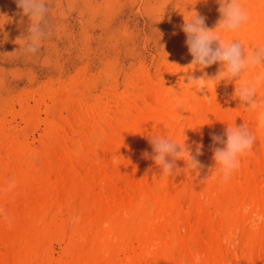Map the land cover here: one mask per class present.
<instances>
[{"label":"bare ground","instance_id":"obj_1","mask_svg":"<svg viewBox=\"0 0 264 264\" xmlns=\"http://www.w3.org/2000/svg\"><path fill=\"white\" fill-rule=\"evenodd\" d=\"M249 15L239 30L221 33L246 52L264 46V0ZM185 41L186 35L172 82L140 81L134 93L104 104L91 122H78L70 94L54 100L40 95L10 112L0 127V264H44L46 250L37 239L56 207L68 216L64 236L80 243L72 264H101L128 224L140 227L144 237L124 264H264L259 114L235 97L239 81L210 84L197 93L186 85L192 56ZM219 69L216 63L191 74L214 76ZM258 70L264 69L249 70L242 79ZM258 96L264 97V88ZM234 123L247 127L255 143L224 181L213 160L212 134L222 135ZM160 135L193 153L203 145L199 173L185 168L163 177L145 155L153 151L150 137ZM176 164L185 167L183 160Z\"/></svg>","mask_w":264,"mask_h":264},{"label":"rangeland","instance_id":"obj_2","mask_svg":"<svg viewBox=\"0 0 264 264\" xmlns=\"http://www.w3.org/2000/svg\"><path fill=\"white\" fill-rule=\"evenodd\" d=\"M256 1L242 0L248 12ZM47 3V23L53 34L42 41L41 51L33 55L21 50L29 18L22 14L16 0H0V127L5 126L13 109L40 95L54 100L70 94L77 102L78 122L83 123L91 122L108 101H119L120 97L134 93L140 81L164 77L172 82L184 48L186 34L182 25L184 18H188L185 8L203 15L209 27L216 26L220 18L217 0ZM53 212L37 239L42 250H46L44 264H72L80 243L75 236H64L66 229L62 227H67L64 223L68 216L58 207ZM124 228L108 250L111 254L107 253L101 264H113L116 260L114 264H124L137 252L143 230L130 224Z\"/></svg>","mask_w":264,"mask_h":264},{"label":"clouds","instance_id":"obj_3","mask_svg":"<svg viewBox=\"0 0 264 264\" xmlns=\"http://www.w3.org/2000/svg\"><path fill=\"white\" fill-rule=\"evenodd\" d=\"M220 18L215 28L206 26V18L195 10L185 8L187 19L184 18L182 31L186 34V45L192 56V66L187 75V83L197 92H203L207 86H216L221 81H239L235 87V97L245 109L258 112V126L264 129V97L258 96V89L264 88V70L255 71L249 78H243L249 70L264 69V46L258 45L247 52L239 41L226 42L221 33H231L239 30L249 22L250 15L242 0H217ZM17 7L27 16L30 23L27 35L22 40V51L25 54H37L41 51L42 41L52 36V30L47 23L49 6L47 0H16ZM218 63L220 69L214 76L203 73L199 77L192 75L195 70H203ZM178 93L174 99L178 98ZM205 98L207 95L204 96ZM213 160L215 167L219 166V174L227 181L240 168V158L251 151L255 136L244 125L227 126L222 135L212 134ZM155 164L160 168L163 177H171L185 168L199 173L202 167L198 157L202 155L203 145H197L195 151L185 143L178 144L163 135L150 137ZM183 160L185 167H177L176 162ZM253 223V228H258ZM200 260L199 255L196 257Z\"/></svg>","mask_w":264,"mask_h":264}]
</instances>
